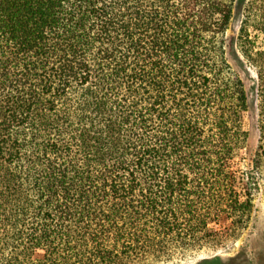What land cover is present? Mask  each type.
Returning <instances> with one entry per match:
<instances>
[{"label": "trees", "instance_id": "1", "mask_svg": "<svg viewBox=\"0 0 264 264\" xmlns=\"http://www.w3.org/2000/svg\"><path fill=\"white\" fill-rule=\"evenodd\" d=\"M249 112L258 163L264 0H0V264H167L223 219L238 235Z\"/></svg>", "mask_w": 264, "mask_h": 264}, {"label": "rangeland", "instance_id": "2", "mask_svg": "<svg viewBox=\"0 0 264 264\" xmlns=\"http://www.w3.org/2000/svg\"><path fill=\"white\" fill-rule=\"evenodd\" d=\"M240 26L239 19L233 21L228 32L229 39L239 35ZM230 60L236 65L231 55ZM246 84L250 89L251 81L247 80ZM245 129L248 133V139L242 152L239 167L244 173L246 186L249 184L248 178L256 173V164H258L261 172L255 176L258 189L255 191L254 211L250 223L245 230L234 236L231 233V223L223 219L219 224L211 226L212 230L218 233V238L210 241L200 250L184 256H175L167 264H198L203 260L217 257L222 260L223 264H264V158L258 163L254 162L260 141L257 113L249 112L245 115Z\"/></svg>", "mask_w": 264, "mask_h": 264}]
</instances>
